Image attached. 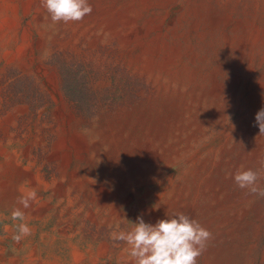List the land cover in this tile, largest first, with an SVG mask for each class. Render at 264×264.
Masks as SVG:
<instances>
[{"label": "rangeland", "instance_id": "obj_1", "mask_svg": "<svg viewBox=\"0 0 264 264\" xmlns=\"http://www.w3.org/2000/svg\"><path fill=\"white\" fill-rule=\"evenodd\" d=\"M88 2L0 0V264H133L110 234L174 213L212 233L197 264H264V198L232 178L264 160V0Z\"/></svg>", "mask_w": 264, "mask_h": 264}, {"label": "clouds", "instance_id": "obj_2", "mask_svg": "<svg viewBox=\"0 0 264 264\" xmlns=\"http://www.w3.org/2000/svg\"><path fill=\"white\" fill-rule=\"evenodd\" d=\"M41 7L46 9L53 23L65 24L82 21L93 11L88 0H41ZM255 122L260 134L264 135V108L256 113ZM259 163V169L241 168L232 178L240 189L264 198V186L258 183L264 179V160ZM36 200V190L29 189L17 202L27 209ZM11 219L24 221L25 214L20 208H14ZM16 229L12 239L17 243L32 234V229L24 222L19 223ZM110 238L127 245L125 251L133 264H197L213 236L197 220L184 213H174L171 218L158 219L155 224L145 223L142 217H137L131 230L113 231Z\"/></svg>", "mask_w": 264, "mask_h": 264}, {"label": "bare ground", "instance_id": "obj_3", "mask_svg": "<svg viewBox=\"0 0 264 264\" xmlns=\"http://www.w3.org/2000/svg\"><path fill=\"white\" fill-rule=\"evenodd\" d=\"M209 1V0H208ZM202 2V1H201ZM198 3H199V1H198ZM203 3V2H202ZM207 4H208V2H207ZM193 5H194V3H193ZM205 5V4H204ZM176 7V6H175ZM124 8V7H123ZM192 9V8H191ZM130 10V9H129ZM115 11V10H114ZM193 11V10H192ZM110 12H111V10H110ZM116 13V12H115ZM193 13V12H192ZM191 13V14H192ZM195 14V13H194ZM211 17V16H210ZM162 19V18H161ZM131 20V19H130ZM185 20V19H184ZM187 20V19H186ZM165 25V24H164ZM160 26V25H159ZM88 27V26H87ZM158 27V26H157ZM212 28V27H211ZM164 30V29H163ZM160 31H162V30H160ZM126 32V31H125ZM232 33V32H231ZM142 34V33H141ZM143 35V34H142ZM141 35V36H142ZM79 36V35H78ZM94 37H95V35H94ZM164 37V36H163ZM169 37V36H168ZM154 38V37H153ZM167 38V37H166ZM161 39V38H160ZM169 39V38H168ZM89 41V40H88ZM159 41V40H158ZM242 41V40H241ZM136 43V42H135ZM139 43V42H138ZM141 43V42H140ZM133 44V43H132ZM131 45V44H130ZM157 45V44H156ZM126 47V46H125ZM209 48V47H208ZM133 49V48H132ZM137 49V48H136ZM179 49V48H178ZM177 49V50H178ZM79 50V49H78ZM130 50V49H129ZM165 50H167V49H165ZM175 50V49H174ZM214 50V49H213ZM156 51V50H155ZM154 51V52H155ZM179 51V50H178ZM140 52V51H139ZM182 52V51H181ZM131 53V52H130ZM129 53V54H130ZM168 53V52H167ZM215 53V52H214ZM221 53V52H220ZM139 54V53H138ZM147 54V53H146ZM164 54V53H163ZM134 55V54H133ZM162 55V54H161ZM186 55V54H185ZM221 55V54H220ZM153 56V55H152ZM228 56V55H227ZM130 57H131V54H130ZM136 57V56H135ZM160 58H162V57H160ZM168 58V57H167ZM135 59V58H134ZM137 59V58H136ZM177 59V58H176ZM192 59V58H191ZM133 60V59H132ZM169 60V59H168ZM171 60V59H170ZM131 61V60H130ZM138 61V60H137ZM143 61V60H142ZM151 61V60H150ZM157 62V61H156ZM160 62V61H159ZM218 62V61H217ZM230 62V61H229ZM134 63V62H133ZM175 63V62H174ZM173 63V64H174ZM143 64V63H142ZM147 64V63H146ZM135 65V64H134ZM150 65V64H149ZM136 66H138L137 64H136ZM144 66V65H143ZM170 66V65H169ZM173 66V65H172ZM174 67V66H173ZM142 68V67H141ZM146 68V67H145ZM152 68V67H151ZM175 68V67H174ZM135 69V68H134ZM144 69V68H143ZM147 69V68H146ZM145 69V70H146ZM148 69H150V68H148ZM155 69V68H154ZM233 70V69H232ZM257 70V69H256ZM136 71V70H135ZM156 71V70H155ZM155 73V72H154ZM153 73V74H154ZM168 73V72H167ZM178 73V72H177ZM157 74V73H156ZM164 74V73H163ZM188 74V73H187ZM173 75H175V74H173ZM202 76H203V74H201ZM157 76H159V75H157ZM156 76V77H157ZM167 76V75H166ZM169 76V75H168ZM167 76V77H168ZM172 76V75H171ZM171 76H169V77H171ZM189 76V75H188ZM155 77V76H154ZM182 78H183V76H181ZM200 77V76H199ZM163 78H164V76H163ZM162 78V79H163ZM171 79V78H170ZM192 79V78H191ZM216 79V78H215ZM185 80H186V78H185ZM202 80V79H201ZM158 81V80H157ZM172 81V80H171ZM178 81V80H177ZM176 82V81H175ZM186 82V81H185ZM156 83V82H155ZM159 84H160V82H159ZM172 84V83H171ZM180 84V83H179ZM239 85H240V83H239ZM170 86V85H169ZM177 86V85H176ZM185 86V85H184ZM167 87V86H166ZM171 87V86H170ZM181 87V86H180ZM264 87V86H263ZM169 88V87H168ZM174 88V87H173ZM172 88V89H173ZM216 88V87H215ZM170 89V88H169ZM168 89V90H169ZM175 89V88H174ZM177 90V89H176ZM221 90V89H220ZM219 90V91H220ZM151 91V90H150ZM171 91V90H170ZM183 91V90H182ZM211 92V91H210ZM214 92V91H213ZM159 93V92H158ZM215 93V92H214ZM159 95V94H158ZM164 96V95H163ZM249 96V95H248ZM168 97H169V95H168ZM218 98H220V97H218ZM58 99V98H57ZM165 99V98H164ZM152 99H150V101H151ZM155 100V99H154ZM166 100V99H165ZM170 100V99H169ZM161 101V100H160ZM174 101V100H173ZM184 101V100H183ZM180 102H182V101H180ZM195 102V101H194ZM149 103V102H148ZM152 103V102H151ZM197 103V102H196ZM202 103H203V101H202ZM208 103V102H207ZM142 104V103H141ZM159 104V103H158ZM205 104V103H204ZM161 105H162V103H161ZM193 105H195L194 103H193ZM197 105V104H196ZM143 106V105H142ZM151 106V105H150ZM155 106V105H154ZM154 106H152L153 108H154ZM208 106V105H207ZM206 106V107H207ZM136 107H138V105L136 106ZM135 107V108H136ZM161 107V106H160ZM164 108V107H163ZM142 109V108H141ZM144 109V108H143ZM148 109V108H147ZM206 109V108H205ZM133 111V110H132ZM147 111V110H146ZM200 111V110H199ZM155 112V111H154ZM207 112V111H206ZM133 114V113H132ZM198 114V113H197ZM143 115V114H142ZM185 115H187V114H185ZM232 115V114H231ZM123 116V115H122ZM126 116V115H125ZM128 116V115H127ZM130 116V115H129ZM141 116V115H140ZM127 119H128V117H127ZM195 119V118H194ZM198 119V118H197ZM138 120V119H137ZM206 120V119H205ZM124 121V120H123ZM156 121V120H155ZM200 121V120H199ZM244 122V121H243ZM119 123H120V121H119ZM137 123H139V122H137ZM121 124V123H120ZM207 124H208V122H207ZM226 124V123H225ZM113 125V124H112ZM123 125H125V124H123ZM136 125V124H135ZM211 125V124H210ZM126 126H127V124H126ZM205 126H206V124H205ZM112 127V126H111ZM202 127V126H201ZM259 129V128H258ZM214 130V129H213ZM218 130V129H217ZM109 134V133H108ZM111 134V133H110ZM109 134V135H110ZM184 135V134H183ZM116 136V135H115ZM108 137V136H107ZM113 140V139H112ZM93 146V145H92ZM97 146V145H96ZM107 146V145H106ZM119 146V145H118ZM115 147V146H114ZM120 147V146H119ZM79 148V147H78ZM99 148V147H98ZM104 149V148H103ZM85 150V149H84ZM116 150V149H115ZM118 150H120V149H118ZM223 150V149H222ZM117 152V151H116ZM69 153V152H68ZM103 153V152H102ZM118 153V152H117ZM193 153V152H192ZM94 154V153H93ZM114 154V153H113ZM181 155V154H180ZM198 155V154H197ZM120 156V155H119ZM199 157V156H198ZM94 158V157H93ZM96 158V157H95ZM200 159V158H199ZM192 160V159H191ZM212 161V160H211ZM106 162V161H105ZM191 162V161H190ZM203 163V162H202ZM214 163V162H213ZM212 163V164H213ZM220 163V162H219ZM217 164V163H216ZM228 164V163H227ZM205 165V164H204ZM214 165H215V163H214ZM215 167V166H214ZM218 167V166H217ZM240 167V166H239ZM198 170V169H197ZM196 169H195V171H197ZM201 170V169H200ZM205 170H206V168H205ZM214 170V169H213ZM216 171V170H215ZM220 171V170H219ZM230 171V170H229ZM187 172V171H186ZM189 172V171H188ZM199 173V172H198ZM211 173V172H210ZM217 174V173H216ZM221 174V173H220ZM200 176V175H199ZM221 176V175H220ZM190 177H192V176H190ZM193 178V177H192ZM194 178H195V175H194ZM197 179V178H196ZM232 179V178H231ZM230 179V180H231ZM220 180V179H219ZM38 181V180H37ZM202 182V181H201ZM232 182V181H231ZM199 183V182H198ZM226 184V183H225ZM188 185V184H187ZM199 186V185H198ZM190 187V186H189ZM188 187V188H189ZM196 189V188H195ZM229 189V188H228ZM189 190V189H188ZM23 192H25V191H23ZM201 195V194H200ZM229 195V194H228ZM198 197V196H197ZM232 198V197H231ZM192 201V200H191ZM236 201V200H235ZM225 202V201H224ZM233 203V202H232ZM223 204V203H222ZM192 207V206H191ZM227 208V207H226ZM201 209V208H200ZM192 210V209H191ZM190 210V211H191ZM196 210V209H195ZM227 211V210H226ZM200 212V211H199ZM191 213V212H190ZM208 213V212H207ZM188 215V214H187ZM190 216V215H189ZM192 218V217H191ZM193 219H195V218H193ZM212 220V219H211ZM212 222V221H211ZM210 224V223H209ZM212 224V223H211ZM206 225V224H205ZM207 225H208V223H207ZM241 225V224H240ZM236 230V229H235ZM239 230V229H238ZM236 242V241H235ZM31 246V245H30ZM29 246V247H30ZM35 251V250H34ZM30 254V253H29ZM31 257V256H30ZM207 257V256H206ZM38 258V257H37ZM37 260V259H36ZM21 261H22V259H21ZM30 261V260H29ZM38 261V260H37ZM41 263V262H40ZM28 264V263H27ZM33 264V263H32Z\"/></svg>", "mask_w": 264, "mask_h": 264}]
</instances>
